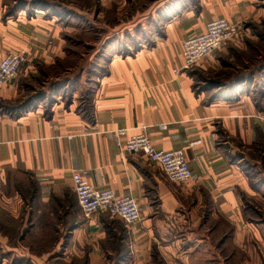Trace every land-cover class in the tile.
Returning <instances> with one entry per match:
<instances>
[{
  "label": "crops",
  "instance_id": "crops-1",
  "mask_svg": "<svg viewBox=\"0 0 264 264\" xmlns=\"http://www.w3.org/2000/svg\"><path fill=\"white\" fill-rule=\"evenodd\" d=\"M168 1L120 21L130 0H97L98 9L89 0H0V59L25 57L18 78L0 87V264H36L46 253H35L28 239L39 243L45 228L54 240L47 256L78 264H197L189 248L195 241L188 245L183 234L196 238L202 228L220 261L264 264V79L250 78L245 61L224 60L251 43L239 39L174 73L184 40L213 19L262 18L264 0ZM109 10L112 27L103 20ZM95 26L97 36L109 35L95 49L106 69L81 114V102L66 98L71 77L54 70L66 58L67 37ZM124 36L135 40L123 43ZM221 70L233 74L201 90L198 74ZM29 91L41 97L25 106ZM140 134L157 150H182L191 180L170 183L155 163L125 153L124 143ZM73 171L98 190L135 198L141 223L84 218Z\"/></svg>",
  "mask_w": 264,
  "mask_h": 264
},
{
  "label": "rangeland",
  "instance_id": "rangeland-1",
  "mask_svg": "<svg viewBox=\"0 0 264 264\" xmlns=\"http://www.w3.org/2000/svg\"><path fill=\"white\" fill-rule=\"evenodd\" d=\"M158 0H130L131 4V11H125L122 13H119L120 21L126 20L125 18H128L134 14V12H145L149 7L154 10L155 2ZM175 0H169L168 3H171ZM96 2V3H95ZM96 4V5H95ZM88 7L91 8L93 5L97 7V0H89ZM92 5V6H91ZM171 4H169V7ZM98 9V7H97ZM116 14V13H115ZM105 18L103 19L107 24H109L111 27L115 24L113 22V19H115L113 10H109L105 13ZM242 28V34L243 36L239 38L241 43L249 42L251 44L250 49L247 52H232L228 51V56L225 57V62H231L229 64L234 63L238 64L237 62L245 61L247 62L248 66V73L249 77L251 78L254 74H257L259 76L258 81L260 79H264V15L262 18L257 19L256 21H247L246 24H240ZM95 26L94 31L90 32L89 34H70L69 37H67L68 41L66 43V58L62 61H58L57 64L59 65L58 68L54 70V74L57 76H63V77H71L72 84L69 88H67L66 92V98L72 96L75 101H80L81 105L77 104V111L82 113H88L89 111V99L90 95L92 93L93 87H94V81L96 79V76H101L103 72H105L106 66L104 61L100 62V59L97 57V54L99 55V52L95 51L97 48L96 45L102 44V40L109 38V35L104 36H97L98 29ZM246 31V32H245ZM245 33H247V36H245ZM142 38V37H140ZM112 39V38H111ZM109 39V40H111ZM114 39V38H113ZM122 42L127 41V44H130L132 40H135V37H121ZM253 39V40H252ZM106 40V41H109ZM238 41L234 42L237 43ZM233 44V43H231ZM231 44H228L227 46H230ZM125 52H131V49L127 46H125ZM218 52V51H217ZM217 52H215L212 56L216 55ZM121 53H123L121 51ZM211 57V56H210ZM223 58V57H222ZM62 62V63H61ZM226 63V64H227ZM225 64V65H226ZM45 73L53 74V72L46 71ZM229 74H233L230 70H221L219 72H200L198 74L199 79V85L201 87V90L204 88L209 87L208 84L209 81H218V79H227ZM82 76V77H81ZM82 78V80L80 79ZM77 80V81H76ZM79 80L81 82H79ZM76 83H73L75 82ZM37 87V86H35ZM49 85L45 87V90H48ZM256 90V87H255ZM75 94V95H74ZM26 95L28 97H31L33 93L31 91L27 92ZM73 98H71L73 100ZM84 101V104L82 103ZM162 172V171H161ZM164 175V174H163ZM168 181V180H167ZM169 182V181H168ZM171 183V182H170ZM174 184V183H173ZM79 207V206H78ZM202 219V217H201ZM191 230V229H188ZM195 230V229H192ZM198 234L196 235V238H194L190 231L184 232L183 235H187L184 239L185 242L190 245V241H195L193 243L194 245H190V253L198 254V258L195 259L197 264H240V261H235L232 257L229 260V257L225 261H220V257L218 256L217 252L215 251V247L217 245V242L210 241L208 239V236L210 235V229H196ZM1 231V230H0ZM4 231V229H3ZM2 232V231H1ZM53 232V229L51 228H45L43 234L40 236V242L42 243H34L35 237H31V239H28L31 245H33L34 252H39L37 254H40L42 252L46 253L45 255H42V258H39L37 261H35L36 264H78L77 261H70L66 259L56 258L54 256H51L49 258L48 251L53 248L54 240L53 236L51 235ZM190 234V235H189ZM18 232L14 235L15 237H10L12 239V243L14 241H17L18 239ZM210 244L206 246V243ZM184 242V243H185ZM11 244V246L14 245V243ZM238 244V243H237ZM36 245H40L43 249L42 250H36ZM232 248H236V244H231ZM264 249V248H262ZM20 250V248H19ZM36 250V251H35ZM213 251V252H212ZM234 251V250H233ZM232 251V252H233ZM26 259H13L12 261L8 258L6 262H3L4 264H30V261H22ZM1 262V260H0ZM28 262V263H26ZM259 262V260H258ZM264 262V261H263Z\"/></svg>",
  "mask_w": 264,
  "mask_h": 264
},
{
  "label": "built area",
  "instance_id": "built-area-1",
  "mask_svg": "<svg viewBox=\"0 0 264 264\" xmlns=\"http://www.w3.org/2000/svg\"><path fill=\"white\" fill-rule=\"evenodd\" d=\"M242 28L239 23L217 18L205 25V31L184 40L181 50V65L174 73L190 71L204 59L212 56L224 45L239 40ZM25 57L10 53L0 59V87L16 80L20 74ZM123 151L130 155H142L155 163L165 178L174 184H184L191 180L187 158L182 150L161 151L154 148L146 134L128 139ZM72 187L82 216L86 219L102 214L117 219L126 226L141 223L137 200L131 195H117L113 190H98L90 185L79 171L71 174Z\"/></svg>",
  "mask_w": 264,
  "mask_h": 264
},
{
  "label": "trees",
  "instance_id": "trees-1",
  "mask_svg": "<svg viewBox=\"0 0 264 264\" xmlns=\"http://www.w3.org/2000/svg\"><path fill=\"white\" fill-rule=\"evenodd\" d=\"M124 54H126V53H124ZM104 73H105V72H103V74H104ZM211 85H212V84H209L208 86H211ZM40 97H41V95H39V96H34V97H29V101H27V103H26L25 106H29L32 100H34V99H39Z\"/></svg>",
  "mask_w": 264,
  "mask_h": 264
}]
</instances>
